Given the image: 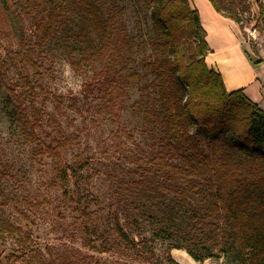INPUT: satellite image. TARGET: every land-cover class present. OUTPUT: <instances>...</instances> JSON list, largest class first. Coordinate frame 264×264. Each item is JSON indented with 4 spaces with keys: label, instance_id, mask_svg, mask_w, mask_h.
<instances>
[{
    "label": "rangeland",
    "instance_id": "1",
    "mask_svg": "<svg viewBox=\"0 0 264 264\" xmlns=\"http://www.w3.org/2000/svg\"><path fill=\"white\" fill-rule=\"evenodd\" d=\"M89 1L122 25L128 58L118 63L101 55L76 0H66L65 26L49 43L41 42L22 0H0V202L6 219L20 229L0 238V259L3 264H171L170 254L177 264H225L221 256L197 262L184 250L168 252L167 240L153 235L164 226L147 217L151 211L165 220L178 210L183 229L204 205L190 189L194 180L144 174L165 144L154 118L159 91L144 64L160 56L149 42L150 0ZM235 15L245 54L253 65L264 62L260 5L243 0ZM23 39L40 74L20 56ZM184 50L189 60L195 58L193 43ZM131 73L140 78L131 80ZM57 124L70 141L60 160L47 152L57 146ZM118 225L131 241L147 239L156 257L140 258L118 237Z\"/></svg>",
    "mask_w": 264,
    "mask_h": 264
},
{
    "label": "trees",
    "instance_id": "2",
    "mask_svg": "<svg viewBox=\"0 0 264 264\" xmlns=\"http://www.w3.org/2000/svg\"><path fill=\"white\" fill-rule=\"evenodd\" d=\"M76 1L100 43L101 55L118 63L128 58L123 50L130 47V42L122 25L112 17L105 18L89 0ZM209 1L216 12L240 23L235 12L243 0ZM254 1L264 15L262 0ZM65 2L22 0L42 43H49L65 26ZM150 3L153 33L149 42L160 56L144 64L154 76L152 85L159 91L161 105L154 118L164 133L165 144L164 152L144 174L168 173L181 180L192 179L196 185L190 189L204 204L183 229L178 225V210L165 220L150 211L147 217L152 223L164 226L153 235L167 240L168 252L184 250L197 262L221 256L225 264H264V109L243 89L229 92L222 74L207 64L206 57L211 52L208 34L191 0ZM188 43L195 45L192 60L184 50ZM20 46L22 60L40 74L41 67L32 57L29 41L23 39ZM75 59L72 64L80 70ZM130 77L138 80L140 75L131 73ZM57 134V146H48L47 152L60 160L61 151L70 141L59 124ZM60 176H64L62 172ZM132 224L138 226L136 219ZM116 232L143 260L156 257L147 239L131 241L120 225ZM16 234L20 229L6 219L0 202V238ZM167 260L177 264L170 254Z\"/></svg>",
    "mask_w": 264,
    "mask_h": 264
},
{
    "label": "crops",
    "instance_id": "3",
    "mask_svg": "<svg viewBox=\"0 0 264 264\" xmlns=\"http://www.w3.org/2000/svg\"><path fill=\"white\" fill-rule=\"evenodd\" d=\"M192 3L199 10L202 26L208 34L206 40L210 45L211 52L206 57L207 64L222 74L229 92L243 89L244 94L250 100L264 109V62L253 65L247 57L245 44L240 35V28L234 20L216 12L209 0H195ZM206 12L210 14L218 36L222 40L219 43L214 41L212 28L204 20ZM223 64L236 71L235 83L232 87L228 85L229 80L224 74Z\"/></svg>",
    "mask_w": 264,
    "mask_h": 264
},
{
    "label": "bare ground",
    "instance_id": "4",
    "mask_svg": "<svg viewBox=\"0 0 264 264\" xmlns=\"http://www.w3.org/2000/svg\"><path fill=\"white\" fill-rule=\"evenodd\" d=\"M204 20H205L206 24L210 28H212L211 32H212V37H213L214 41L217 43H219V41H222V40H220V38L218 36V32L216 30V27L214 26V23L212 22V18L208 12L205 13ZM222 68H223L224 74L226 75L227 80H229L228 85L230 87H232L235 83L236 71L226 64H223Z\"/></svg>",
    "mask_w": 264,
    "mask_h": 264
}]
</instances>
